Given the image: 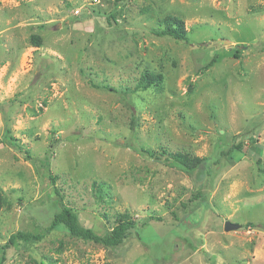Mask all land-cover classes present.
Segmentation results:
<instances>
[{
	"label": "rangeland",
	"instance_id": "rangeland-1",
	"mask_svg": "<svg viewBox=\"0 0 264 264\" xmlns=\"http://www.w3.org/2000/svg\"><path fill=\"white\" fill-rule=\"evenodd\" d=\"M0 264H264V0H0Z\"/></svg>",
	"mask_w": 264,
	"mask_h": 264
},
{
	"label": "trees",
	"instance_id": "trees-1",
	"mask_svg": "<svg viewBox=\"0 0 264 264\" xmlns=\"http://www.w3.org/2000/svg\"><path fill=\"white\" fill-rule=\"evenodd\" d=\"M166 25L163 29L156 32L159 35H169L174 39L183 40L187 39V35L185 30L183 29V22L178 17L166 16L162 20ZM144 77L151 80L154 78L155 80H160L162 76L160 74L150 75L145 73ZM151 77V78H149ZM2 142L6 145L17 146L18 144L15 142L13 136L9 135V131L5 130L4 132V140ZM234 147V148H233ZM141 152L149 154V150L145 148H140ZM231 149V148H230ZM229 149V151H230ZM232 149H237L241 151V145L237 144L236 146H232ZM231 149V150H232ZM52 152V150L50 151ZM162 159L167 164L172 167H175L184 173L191 176V178L200 184L203 181L204 175L207 172L206 170V160L198 157L190 156L183 152H164L163 151ZM160 157L161 156H157ZM58 223H62L70 232L71 235L85 239L94 241L97 243H101L105 246H115L121 242H123L126 238H132L137 235V225L134 219L129 218L128 216H122L117 224L104 235L96 234L91 228H85L81 226L77 220L76 215L67 207H63L54 213L53 220L50 224V228L57 225ZM41 234H34L30 232L17 231L8 238L5 245L2 247L3 250L12 245L15 241L21 242H34L41 239Z\"/></svg>",
	"mask_w": 264,
	"mask_h": 264
},
{
	"label": "water",
	"instance_id": "water-1",
	"mask_svg": "<svg viewBox=\"0 0 264 264\" xmlns=\"http://www.w3.org/2000/svg\"><path fill=\"white\" fill-rule=\"evenodd\" d=\"M217 43H220V44H222V45H224V46L229 44V42L226 41V40H217ZM230 46H232V45H230ZM240 226H241V224H239V223H234V222H231V221H229V220H226V221L224 222V230H226V231H230V230L237 229V228H239Z\"/></svg>",
	"mask_w": 264,
	"mask_h": 264
}]
</instances>
